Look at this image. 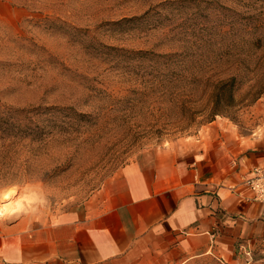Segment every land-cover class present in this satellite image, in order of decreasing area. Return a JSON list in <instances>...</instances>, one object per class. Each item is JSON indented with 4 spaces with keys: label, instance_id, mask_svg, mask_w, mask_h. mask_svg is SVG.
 I'll return each instance as SVG.
<instances>
[{
    "label": "rangeland",
    "instance_id": "obj_1",
    "mask_svg": "<svg viewBox=\"0 0 264 264\" xmlns=\"http://www.w3.org/2000/svg\"><path fill=\"white\" fill-rule=\"evenodd\" d=\"M211 125L264 133V0H0V219L81 209Z\"/></svg>",
    "mask_w": 264,
    "mask_h": 264
},
{
    "label": "crops",
    "instance_id": "obj_2",
    "mask_svg": "<svg viewBox=\"0 0 264 264\" xmlns=\"http://www.w3.org/2000/svg\"><path fill=\"white\" fill-rule=\"evenodd\" d=\"M117 170L81 209L42 222L0 219L6 264H183L212 255L264 264V201L245 180L264 163V133L211 125ZM224 129V128H223Z\"/></svg>",
    "mask_w": 264,
    "mask_h": 264
},
{
    "label": "built area",
    "instance_id": "obj_3",
    "mask_svg": "<svg viewBox=\"0 0 264 264\" xmlns=\"http://www.w3.org/2000/svg\"><path fill=\"white\" fill-rule=\"evenodd\" d=\"M252 175L245 180L246 186L252 191L255 200L264 201V163L252 168ZM238 254L243 256L244 264H249L252 260V252L248 245L240 244ZM226 264L225 261L222 260ZM0 264H6L0 260Z\"/></svg>",
    "mask_w": 264,
    "mask_h": 264
},
{
    "label": "bare ground",
    "instance_id": "obj_4",
    "mask_svg": "<svg viewBox=\"0 0 264 264\" xmlns=\"http://www.w3.org/2000/svg\"><path fill=\"white\" fill-rule=\"evenodd\" d=\"M7 194L10 195V192H8ZM12 208L13 207L10 204L8 205V203L0 206V216H2L5 212H11V211L13 212Z\"/></svg>",
    "mask_w": 264,
    "mask_h": 264
}]
</instances>
